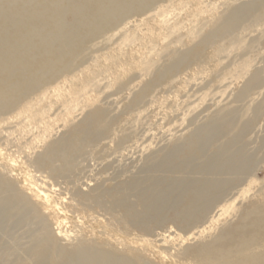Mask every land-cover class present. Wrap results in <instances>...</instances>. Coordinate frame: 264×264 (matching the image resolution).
I'll return each instance as SVG.
<instances>
[{
    "label": "rangeland",
    "instance_id": "rangeland-1",
    "mask_svg": "<svg viewBox=\"0 0 264 264\" xmlns=\"http://www.w3.org/2000/svg\"><path fill=\"white\" fill-rule=\"evenodd\" d=\"M245 3L260 7L254 17L231 36L199 47L219 18ZM127 22L93 53L89 44L69 73L0 113V184L8 191L0 202V264H65L63 253L79 242L108 261L199 264L195 250L203 245L235 256V235L242 231L255 233L253 247L264 250V232L246 222L264 213V0H167ZM190 49H199L200 57L166 75L173 59ZM258 71L260 85L239 100ZM97 110L104 121L71 170L54 174L42 166L48 147ZM222 110L242 113L239 128L249 124L243 141L254 164L207 215L189 220L182 205L170 203L137 224L112 206L123 190L137 205L131 185L138 180L201 178L197 171L180 175L156 166L172 143ZM231 140L222 135L216 145ZM61 167L56 160L53 168ZM41 246L49 257L33 256Z\"/></svg>",
    "mask_w": 264,
    "mask_h": 264
},
{
    "label": "bare ground",
    "instance_id": "bare-ground-1",
    "mask_svg": "<svg viewBox=\"0 0 264 264\" xmlns=\"http://www.w3.org/2000/svg\"><path fill=\"white\" fill-rule=\"evenodd\" d=\"M165 1L0 0V113L10 111L22 98L54 83L62 74L69 73L73 61L89 44V53H93L101 45L108 44V39L126 29L130 23L128 19L142 17ZM259 8L256 3L236 6L219 18L218 27L204 38L199 47L211 46L219 38L231 36L254 17ZM68 18L72 22L69 23ZM111 32L110 38L108 34ZM200 54L199 49H190L174 56L166 75L194 63ZM261 75V71L252 75L238 95L239 100L260 85ZM94 85L93 82L91 86ZM139 100L136 98L131 105ZM241 117L239 111L218 112L196 133L172 143L171 150L164 156L166 158L156 166L161 172L171 171L180 175L197 171L201 178L191 182L183 177L166 179V176L162 180H138L131 185V189L138 191L137 205L128 202L127 190H123L113 200L112 206L124 208L127 217L137 224L170 203L182 205L183 213L189 220H197L201 214L207 215L223 194L236 181H240L254 164L243 141L249 124L245 123L239 128ZM86 118L69 136L48 147L42 166L50 168L54 174L71 170L73 157L83 153L85 144L95 141L96 130L105 117L103 111L97 110ZM222 135L231 136L232 140L224 146L219 144V147L216 143ZM211 149L214 150L213 156L207 155ZM56 160H60L63 167L53 168ZM6 188L0 184V202L8 194ZM40 194L43 192L40 191ZM138 206L143 209L138 210ZM248 220L253 221V226L262 230L260 232H264L263 212L248 215L246 222ZM242 232L244 234L235 235V256L221 253L212 245H203L195 250L196 261L199 264H264V250L259 246L253 247L258 237L254 236L255 233ZM31 253L40 259L49 257L44 246L32 249ZM63 257L65 264H80L84 260L86 264H129L118 260L108 261L105 253L88 249L83 242L64 252ZM18 264L26 263L21 261Z\"/></svg>",
    "mask_w": 264,
    "mask_h": 264
}]
</instances>
